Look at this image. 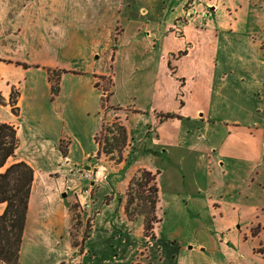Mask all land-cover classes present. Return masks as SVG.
I'll return each instance as SVG.
<instances>
[{
	"label": "crops",
	"instance_id": "crops-1",
	"mask_svg": "<svg viewBox=\"0 0 264 264\" xmlns=\"http://www.w3.org/2000/svg\"><path fill=\"white\" fill-rule=\"evenodd\" d=\"M9 1L0 0V22L9 12L1 10L9 7ZM65 1L60 2L63 8ZM77 1L72 0L73 5L78 6ZM206 1L209 0H202L194 7L196 11L189 14L182 28L176 27V32L172 33L175 28L169 32L170 24H167L161 35L149 22L145 24L140 18L135 22V16H127L126 20L118 19L115 33L109 31L105 35L110 46L116 40L117 51L123 48L137 55L144 52L158 55L160 68L162 60L174 52L175 55L178 44L182 46L179 53L185 57L178 63L188 75L185 82L189 91L184 108H176L175 93L160 88L158 72L153 107L102 103L94 110L98 119L88 131L90 138L76 137L68 146L62 143V135L70 133L67 126L71 114L59 97L53 99V111L48 116L33 112L29 121L24 120L18 107L19 96L14 105L18 112H13L11 96L23 73L18 49L10 43L0 49V124L13 125L19 140L17 157L6 167L23 161L34 171L19 264H147L139 256L147 249L143 217L130 220L126 213V194L131 181L128 173L138 168L159 172L160 197L164 175L167 183L180 184L188 193L183 200L185 206L196 215L204 213L209 218L206 228L212 233L214 246L201 243L203 248L190 247L197 254H205L206 264H264V75L258 66H252V61L257 62L263 54L264 35L258 42L249 29L251 15L247 11L254 0H220L226 7L241 10L232 19L225 14L219 16L218 10L216 17L212 13L200 14L202 2ZM259 21L264 22V17L260 16ZM231 23L233 26L229 27ZM6 29L0 33L8 37L11 32ZM262 31L264 34V28ZM252 39L255 41L251 42ZM243 44L247 48H242ZM114 48L110 47L112 62H115ZM95 74L103 78L108 75L100 71ZM166 76L177 92V83L168 72ZM247 76L250 81L242 83ZM99 77L94 80L95 87L100 84ZM117 109L120 112L116 115L111 112ZM166 114L176 117L161 119ZM115 117L122 118L133 141L130 157L119 165L129 170L122 177L103 176L100 170L105 167L99 166L92 179L82 177L80 172L89 171L93 159L99 156L96 135L105 120ZM59 122L61 134L57 131ZM29 136L35 146L54 150L58 154V166L62 162L64 167L41 174L36 161L23 151ZM93 146L97 148L95 152ZM119 184L124 188L116 194ZM86 188L93 192L86 194ZM199 195L204 200L202 203L197 198ZM73 203L80 205L82 213L75 238L70 211ZM157 208H161V199ZM4 210L5 205L0 204V214ZM87 221H90L89 229ZM139 221L141 226L136 224ZM158 239L157 232L155 241ZM154 247L155 243L146 251L148 258ZM127 249L137 257L126 261Z\"/></svg>",
	"mask_w": 264,
	"mask_h": 264
},
{
	"label": "rangeland",
	"instance_id": "rangeland-1",
	"mask_svg": "<svg viewBox=\"0 0 264 264\" xmlns=\"http://www.w3.org/2000/svg\"><path fill=\"white\" fill-rule=\"evenodd\" d=\"M61 1L10 0L8 2L9 7L1 9L9 11V15L7 13L6 16L1 17L3 21L0 22V31L7 28L6 30L11 33L8 34V37L0 33V49L2 50L8 43L12 45V48L18 49L17 57L23 79L19 81L17 90H14L12 95L16 101L19 96L18 107L24 120L29 121L33 112L48 116L53 111V99L56 100L59 97L67 112L71 114L67 126L70 133L62 135V143L68 146L76 137L79 139L90 138L88 131L94 124H97L98 119V114L94 116V110L100 108L102 103L109 105L112 102L117 106H131L132 108L153 107L152 99L158 72H160V88L172 92V95L175 93L176 108L179 110L184 108L183 103L188 100L187 93L189 91L185 82L188 75H185L183 65L178 63L181 58L185 57V54L180 55L181 53H179L182 46L178 44L176 54L174 55V52L168 59H163L162 68H160L158 55L154 56L153 53L145 52L137 55L133 51H125L123 48H118L117 51L114 48L116 40H113L111 46L116 55L114 57L115 62H112V48L110 49V41L105 38V35L109 31L115 33L119 24L118 19L125 17L126 20L127 16L132 18L135 16V22L139 21L138 18L145 24L149 22L161 35L167 24H170L169 32L172 28H175L172 33L176 32V27L180 29L185 25V20L189 19V14L196 11L194 7L199 6L202 0H173L172 2L171 0H78V6L73 5L72 0H66L64 8L60 4ZM206 4L209 6L206 7ZM263 6L264 0H254L251 10L247 11L251 15L249 29H251L252 34H255L253 37H257L258 42L259 38L264 35L262 31L264 22L259 21L260 16L264 17ZM201 8L200 14L202 15L212 13L216 17L215 11L218 10L219 16L225 14L228 19L235 18L241 11L236 7H226L220 0L202 2ZM144 11L146 13H143ZM231 26L233 23L229 25V27ZM115 37L116 34H114L113 39ZM252 41L255 40L252 39ZM244 46L243 44L242 48H247ZM262 49V56L258 58L257 62L252 61V66H258L264 75V41ZM238 51L240 52L239 49ZM236 53L238 52L236 51ZM243 58L249 59L246 56ZM184 62L185 60H183V64ZM49 71L61 72L59 92L57 93L52 90V84H55L56 77L54 76L55 80H50ZM97 71L108 73V75L104 78L99 77L95 74ZM111 72L114 74L113 79ZM167 72L172 77H170L172 81L177 83V92H174L173 85L167 79ZM98 77L100 84L95 87L94 80ZM245 81H250L248 76L242 83ZM105 90L111 94L108 100L103 95ZM156 106L160 108L159 104ZM188 106H192V104ZM33 107L35 108L33 109ZM118 111V109L111 110L115 115ZM123 123L124 121L120 117L104 121V129L99 137L104 152L93 159V167L89 169L92 178L96 175L94 171H97L99 166L105 167L103 170L99 169L100 172L104 173L103 176L110 174L114 177H122L129 170V168L121 169L119 166L123 159L130 157L132 151L130 149L133 141L128 132L126 145L119 148L120 152L114 150V147L116 148L121 144L119 140L122 135L119 127L123 126L126 129ZM61 130L62 123L59 122L58 133L61 134ZM28 138L29 142L23 151L29 159L36 161L41 174L50 171L52 168L60 170V167H64L65 164L62 166V162L58 166V154L54 150H46L44 145L37 147L35 141L30 136ZM37 148L45 151H38ZM96 149V146H93V152ZM107 150H112L113 153L106 154ZM142 170L149 171L144 168L133 169V172L128 173V176L131 177L130 179L136 177V181H141L142 174L140 172ZM151 173L157 174V172ZM166 176L164 175L161 181L162 209L158 210V217L161 222L155 225L157 231L153 233L156 235L158 232L159 239L155 241V239L146 238V251H150L153 243H155V247L152 249L149 258L146 251L142 252V256L139 254L140 260L142 259L147 264H206L203 260L205 254L203 252L197 254L196 250H190V247L195 246L197 248L199 246V248H203L200 246L201 243H207L209 246L214 244L212 233L206 228L209 218L204 213L196 215L190 207L187 208L183 200L188 193L184 192L180 184L167 183ZM154 184L155 182L150 183L143 189L135 182L132 185L131 193L133 197L139 199L138 195L142 192L148 195ZM122 188L124 185L119 184L116 194ZM178 190L179 192H177ZM201 193L204 196L205 191ZM202 196L199 195L197 198L200 199ZM63 199L66 200L67 198ZM202 201H204L203 198L200 199L201 203ZM137 203L131 206V210L137 209ZM70 211L75 238L76 230L82 223L80 205L73 203ZM136 224L141 226V221ZM89 227L90 221H87V228L89 229ZM125 255L127 256L126 261L137 257L134 253L132 254L131 249H127Z\"/></svg>",
	"mask_w": 264,
	"mask_h": 264
},
{
	"label": "trees",
	"instance_id": "trees-1",
	"mask_svg": "<svg viewBox=\"0 0 264 264\" xmlns=\"http://www.w3.org/2000/svg\"><path fill=\"white\" fill-rule=\"evenodd\" d=\"M182 54L183 53L180 55ZM48 74L50 80L56 77V80L54 79L55 84H52V90L56 93L59 92L61 72L49 71ZM107 92L108 90H105L103 95L104 98L108 100L110 93ZM10 102L13 106V112L17 113L18 109L14 107L17 101L13 98V95ZM174 117H176V115L166 114L162 115L161 119ZM119 128L122 135L119 140L121 144L116 148L114 147V150L118 151L120 147L126 145L125 143L128 140L126 129L123 126ZM103 129L104 125L100 133L95 137V141L99 145V154L104 152L99 142V137ZM18 144L17 129L10 124H0V170L4 169L9 161L16 159ZM105 153L110 154L113 153V151L107 150ZM140 173L142 174L141 181H136V177H133L130 181L127 193L128 203L126 213L130 220H134L137 216H142L144 220L145 237L148 239H155V235L153 234L155 232V225L161 222V219L158 217L157 208L160 201V190L157 186V176L159 172L155 175L150 171L142 170ZM33 178V169L23 161L6 167L5 171L0 173V204L5 205L4 212L0 214V262L3 264H19ZM135 182L143 189L150 183L155 182V184L150 188L148 195L142 192L138 195V199L133 197L131 193L132 185H134ZM136 202H138L136 205L137 209L131 210V206Z\"/></svg>",
	"mask_w": 264,
	"mask_h": 264
},
{
	"label": "built area",
	"instance_id": "built-area-1",
	"mask_svg": "<svg viewBox=\"0 0 264 264\" xmlns=\"http://www.w3.org/2000/svg\"><path fill=\"white\" fill-rule=\"evenodd\" d=\"M90 173H91V172H89V171H81V172H80V174H81L82 177L92 179V175H91ZM84 192H85L86 194H90V193H92L91 189H85ZM84 207H88V205H84Z\"/></svg>",
	"mask_w": 264,
	"mask_h": 264
}]
</instances>
